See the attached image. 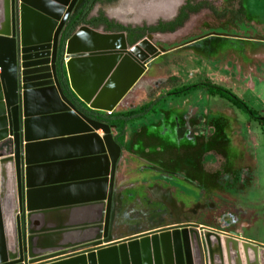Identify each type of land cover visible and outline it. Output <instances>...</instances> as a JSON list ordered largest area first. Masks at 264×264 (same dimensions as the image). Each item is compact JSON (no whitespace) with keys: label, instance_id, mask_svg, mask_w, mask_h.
I'll return each instance as SVG.
<instances>
[{"label":"water","instance_id":"95a60500","mask_svg":"<svg viewBox=\"0 0 264 264\" xmlns=\"http://www.w3.org/2000/svg\"><path fill=\"white\" fill-rule=\"evenodd\" d=\"M80 1L0 0V144L12 142L11 154H0V264L67 253L76 255L51 264H264V249L177 218L112 242L121 148L66 98L57 68L79 102L110 115L161 52L149 37L129 47L122 33L86 26L62 45Z\"/></svg>","mask_w":264,"mask_h":264},{"label":"rangeland","instance_id":"374dc122","mask_svg":"<svg viewBox=\"0 0 264 264\" xmlns=\"http://www.w3.org/2000/svg\"><path fill=\"white\" fill-rule=\"evenodd\" d=\"M246 3L252 31L237 27L218 32L262 41L150 39L161 54L124 98V109L142 108L202 78L264 116V3ZM122 8L116 5L105 12L119 18ZM204 19L209 24L205 25L215 26L212 19ZM201 20L193 17L190 24ZM205 44L212 50H203ZM155 108L127 127L121 139L116 189L123 196L124 210L116 213L114 228L122 231L121 236H130L160 224L175 225L172 211L148 194L158 187L170 191L185 213L204 208L192 217L180 215L179 224L244 230L249 238L264 243V125L205 90L158 101ZM11 145V140L1 143L0 153L7 155Z\"/></svg>","mask_w":264,"mask_h":264},{"label":"flooded vegetation","instance_id":"af4514ba","mask_svg":"<svg viewBox=\"0 0 264 264\" xmlns=\"http://www.w3.org/2000/svg\"><path fill=\"white\" fill-rule=\"evenodd\" d=\"M172 1L173 0H169V2L168 0H153V1L98 0L95 3V0L94 1L81 0L80 2L77 3L73 12L69 16L64 29V33L69 27L70 20L76 15H78L80 12H82V10L86 7L85 5H90L92 8L89 11L86 20L87 21L96 20L97 24H99L98 28L93 30L101 31L103 33H122L124 34L126 43L128 44L129 47L135 45L136 43L147 37H149L150 39H159V40L168 41L170 39L173 40L179 37L182 38V37L191 36L192 40H195L199 43L202 41L203 42L209 41L214 38L235 39L239 41H245V40L251 41L250 39H255L248 37L239 38L233 34L218 32L220 31L221 28L224 29L229 28V30L235 31L237 27L243 28L248 32L252 31L251 27L253 26V24L248 22V13H247L248 7L246 0H174L173 2ZM130 2L132 4L131 7H130ZM159 3H162V7L158 6ZM116 5L118 7L119 6L123 7L121 10L122 12L120 13V17L114 18L112 16H108L105 12V9H109ZM96 8L99 9L96 10ZM131 16L134 17L131 18ZM198 16L201 19H203L201 20L202 22L197 23L195 25L190 24L192 18ZM207 17L213 20L215 26L214 25L208 26L209 24L206 21H204L205 20L204 18ZM261 21H263V19H261L260 22ZM108 25L111 26L112 28H110ZM80 27L82 26H78L74 31V33ZM63 36H62V40H63ZM132 40H134V43L130 44ZM261 40L256 39V41H261ZM206 46L208 45L206 44L202 45L203 47L202 49L207 51L208 49L210 51L212 50L210 46L208 47ZM60 50H61V46L59 47L58 52H60ZM194 85L207 86L212 84L200 78L199 80L197 79V83ZM120 148L122 149V147ZM11 152H12V145L7 155L11 154ZM0 154L7 156L5 152ZM118 167L119 166L117 165L116 173H115V181L113 183V188H112V199H113L112 209L114 210V220L116 213L124 210L123 209L124 201L122 199L123 196L118 195L116 189V176H117ZM148 191H149L148 193L149 196L155 201H159L163 203L162 199H164L174 202L173 203L174 205L177 204L175 203V199L170 191L167 190L164 191L162 189H159L158 187H154L152 189H149ZM165 193H167L165 196L161 195ZM175 206H177L176 212H173L172 210L170 211H172L174 218H177L178 221L180 219V215L182 216L184 214H188L192 217L194 216L195 211L204 209L202 206H199L198 208L196 207V209L195 208L190 209L185 213V208L182 205L177 204ZM21 220L22 217L20 216V221ZM114 220L113 223L115 222ZM113 223H112V228H113ZM188 225L197 226L196 223L188 224Z\"/></svg>","mask_w":264,"mask_h":264},{"label":"trees","instance_id":"16d2710c","mask_svg":"<svg viewBox=\"0 0 264 264\" xmlns=\"http://www.w3.org/2000/svg\"><path fill=\"white\" fill-rule=\"evenodd\" d=\"M96 1L98 0H95V3ZM85 6L86 7L82 10V12H80L78 15H76L70 20L69 27L67 28L63 36L62 45H64V43L71 37V35L74 33V31L76 30L78 26H88L92 29L98 28L99 24H97L96 20H93V21L86 20L89 14V11L91 10L92 7L90 5H85ZM109 27L112 28L111 26ZM133 43H134V40L130 42V44H133ZM62 51H63V47H62ZM62 51L60 50V53ZM57 73H58V79H59L60 86L66 98L70 102H72V104L76 107V109L80 111L83 115H85L87 118L93 121H96L98 123L107 125L111 129V131L115 133L114 140L120 147H121V139L124 137L127 127H129L130 125H132L133 123L137 121L144 119L146 116L153 114L158 101L161 102L162 100L167 99V98H177V97H183V96L185 97V96L192 94L193 92H196L202 89H205V91L209 95L218 96L221 99L227 101L233 107L243 110V112L249 115L252 119L257 120L258 122H260V124L264 125V116H261L253 112L243 101H241L237 96H235L230 91L224 88H221L219 86H215V85L183 86V87L174 89L173 91H171L164 97H161L155 102L149 103L142 108H139V109L127 112V113H113V114L108 115L105 113L92 111L88 109L85 105H83L81 102H79L77 98L73 95V93L69 90L65 71L60 67V65L57 68Z\"/></svg>","mask_w":264,"mask_h":264},{"label":"crops","instance_id":"0c3cea01","mask_svg":"<svg viewBox=\"0 0 264 264\" xmlns=\"http://www.w3.org/2000/svg\"><path fill=\"white\" fill-rule=\"evenodd\" d=\"M263 1L264 0H262V3H264ZM262 9H263V12L262 13H264V8H262ZM99 32H101V31H99ZM125 99L124 98L122 99V101L119 103V105L116 107V109H115V111L113 113H127V112H130V111H133V110L127 111L126 109H124V108H126V105H127V104L124 103L125 102L124 101ZM134 110H136V109H134ZM137 122H139V121H137ZM99 135H100V133H99ZM170 227H173V225L170 224V226L167 227V226H161V224H160L158 227H154L152 229H150V228L149 229H145L144 231L131 234L130 236H121V234H122L121 232L122 231H119L118 229H115L114 228V223H113V228H112V230L110 232V235H111L112 242L114 244H118V243H120L122 241H125L127 239L137 238V237H141V236H144V235H147V234H152V233L160 232V231L166 230V229H168ZM196 227L202 228L204 230L212 231V232H214L216 234L222 235L223 237L228 236V237H230L232 239L238 240L240 243H243L244 242V243H248V244H251L253 246H256L259 249H264V243L263 242H260V241H257L255 239L249 238L245 234L244 230L243 231L242 230L241 231H237V232H228L226 230H220V229H216V228L204 227V226H201L200 224H197ZM75 255L76 254L67 253V254L62 255V256H60L58 258L50 259V260H48V261H46V262H44L42 264H51V263H55V262H58V261H63V260H66L68 258H71V257H73Z\"/></svg>","mask_w":264,"mask_h":264},{"label":"bare ground","instance_id":"6f19581e","mask_svg":"<svg viewBox=\"0 0 264 264\" xmlns=\"http://www.w3.org/2000/svg\"><path fill=\"white\" fill-rule=\"evenodd\" d=\"M151 1H153V0H151ZM174 1V0H173ZM172 1V2H173ZM168 2H169V0H168ZM171 2V3H172ZM177 2V1H176ZM158 6H161L162 7V3H159V5ZM166 6V5H165ZM171 6H172V4H171ZM168 7H170V6H168ZM167 7V8H168ZM143 14H145V13H143ZM156 15V14H155ZM147 16V15H146ZM153 17V16H152ZM148 18V17H147ZM150 18V17H149ZM164 193V192H163ZM167 193H165V194H161L162 196H165ZM162 201L165 203V205L170 209V210H172L173 212H176V209H175V207H174V205H173V202L172 201H170V200H164V199H162ZM180 211V210H179ZM178 217V216H177Z\"/></svg>","mask_w":264,"mask_h":264}]
</instances>
